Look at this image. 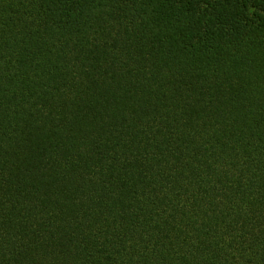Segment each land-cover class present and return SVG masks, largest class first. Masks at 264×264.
<instances>
[{"label":"trees","instance_id":"1","mask_svg":"<svg viewBox=\"0 0 264 264\" xmlns=\"http://www.w3.org/2000/svg\"><path fill=\"white\" fill-rule=\"evenodd\" d=\"M0 264H264V0H0Z\"/></svg>","mask_w":264,"mask_h":264}]
</instances>
